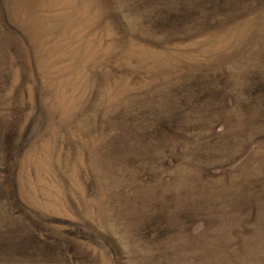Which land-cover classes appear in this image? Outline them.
<instances>
[{
	"label": "rangeland",
	"instance_id": "obj_1",
	"mask_svg": "<svg viewBox=\"0 0 264 264\" xmlns=\"http://www.w3.org/2000/svg\"><path fill=\"white\" fill-rule=\"evenodd\" d=\"M0 264H264V0H0Z\"/></svg>",
	"mask_w": 264,
	"mask_h": 264
}]
</instances>
